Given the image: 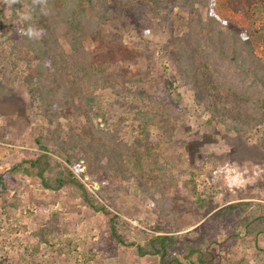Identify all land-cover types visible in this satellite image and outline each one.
<instances>
[{"label":"rangeland","instance_id":"rangeland-1","mask_svg":"<svg viewBox=\"0 0 264 264\" xmlns=\"http://www.w3.org/2000/svg\"><path fill=\"white\" fill-rule=\"evenodd\" d=\"M123 1L128 0H109L111 18L92 36L77 29L72 33L74 46L59 39L75 65L85 69L86 79L93 82L100 70L105 80L124 89L119 94L110 87L93 89L96 104L90 125L75 114L46 117L41 101L31 100L24 82L33 73L26 70L29 55L9 37L4 7L10 3L0 0V174L6 175V187L0 191V264H160L158 257L138 253V246L155 235L176 237L174 255L180 257L188 245L204 247L210 241L218 254L211 264H264V235L245 229L255 211L264 214L259 208L264 206L259 135L234 131L228 118L212 112L204 88L196 92L191 84L181 83L170 67L169 78L177 81L184 97L174 103L160 65L161 46L171 48L173 38L189 42L180 51L190 59L191 53L203 55L202 63L212 57L203 42L212 32L210 26L191 28L187 11L173 8L172 0H161L158 15L147 0L126 7ZM198 9L205 22L214 17L222 24H214L216 29L225 25L250 41L264 61V0H209L207 9ZM194 39L200 43L198 53L191 49ZM218 68L221 76L232 74L224 66ZM55 127L64 136L71 129L73 134L117 129L134 147L133 157L125 159L133 168L136 156L145 161L143 152L150 150L143 177L134 169V178L118 181L92 163L86 167L82 160L78 171L51 153L118 216L117 231L124 243L114 239L102 212L84 204L82 191L72 186L47 190L22 173L7 175L46 153L43 146L54 145L50 133ZM70 141L75 145L76 139ZM53 172L66 176L63 167ZM107 185L109 192L120 187L109 202L97 193ZM229 206L233 209L227 210Z\"/></svg>","mask_w":264,"mask_h":264},{"label":"trees","instance_id":"trees-1","mask_svg":"<svg viewBox=\"0 0 264 264\" xmlns=\"http://www.w3.org/2000/svg\"><path fill=\"white\" fill-rule=\"evenodd\" d=\"M7 1L10 4L4 7V12L8 18L6 24L10 32L9 37L16 41L21 49L26 50L29 55L26 70H33V73H28L24 79L29 87L31 100L41 101L46 117L56 120L59 114L63 119H67L68 115L75 114L78 120L84 118L91 125V115L96 104L93 89L110 87L118 94L124 89H119L115 86L116 83L105 80L100 70L94 73L93 82L86 79L83 73L85 69L75 65L72 53L64 50L59 39H64L69 46H74L75 39L72 33L77 29H80L81 35L85 37L92 36L99 24L107 23L106 19L111 18L109 0ZM135 1L138 0H128L127 3L123 1L122 6H133ZM208 1L172 0V7L187 11L191 17L188 21L191 28L197 25L202 28L205 25L210 26L212 32L203 42L212 57H205L204 63L201 62L203 55L195 57L191 53L190 57L193 59L188 58L180 50L185 49L189 42L180 38L171 39V48L163 43L159 58L162 73L167 78L166 88L174 103L179 104L184 101L179 91V84L169 78L171 69L179 75L178 80L181 83L191 84L196 92L203 87L205 99L211 103L212 112L219 118H228L230 126L238 133L258 134L264 150V97L259 98L257 95L259 92L264 94V61L255 53L250 41L242 40L238 33L230 31L225 25L220 29L222 24L214 17H209L207 22L203 20L198 7L207 9ZM147 2H151L153 10H156L158 15L162 1L147 0ZM217 22L221 25L216 29L213 25ZM29 30L39 35L30 38L27 35ZM199 45L200 43L195 39L191 41V49L195 53H198ZM203 65L205 69H202ZM217 66H224L226 71L232 74L221 76ZM191 74H194V78ZM139 96L142 97L141 94ZM71 130L64 136L61 135L62 131L55 127L50 133L54 137V145L45 143L42 146L46 153L28 160L26 165L18 169L12 168L7 175L14 172L22 173L27 178L38 181L41 187L47 190L72 186L82 191L84 204L95 212H102L108 220L114 239L124 243V239L117 231L118 216L106 205L101 204L68 166L64 167L62 163L51 157V153L58 154L78 171L83 166L82 160L86 167L92 163L95 168L106 170L110 180L118 181V179L134 178V169L136 173H140L139 178L143 177L142 167L144 162L150 160L151 152L149 149L143 152L142 156L147 157L145 161L136 156L133 168L125 162V159L130 160L133 157L134 147L124 142L118 135L117 129L111 132L90 128L81 134H73ZM73 139H76L75 145H71L70 140ZM76 153H80L82 157L76 156ZM58 167H63L66 176L54 174L53 171ZM5 180L6 175L0 174V191L6 187ZM108 187L109 185L103 186L97 192L99 198L107 202L116 198L115 191L120 188L117 187L112 189L113 192H109ZM259 208L263 210L264 206L260 205ZM232 209L233 206L227 208V210ZM259 212V210L255 211L251 220L245 222V229L249 233L264 235V214ZM211 245L210 241H207L204 247L188 245L186 253L180 257L174 255L177 247L176 237L155 235L148 239L145 245L138 246V253L141 256H156L160 264H211L218 258Z\"/></svg>","mask_w":264,"mask_h":264},{"label":"clouds","instance_id":"clouds-1","mask_svg":"<svg viewBox=\"0 0 264 264\" xmlns=\"http://www.w3.org/2000/svg\"><path fill=\"white\" fill-rule=\"evenodd\" d=\"M27 35L31 38L33 37L34 35H39L38 33H34L33 31L29 30Z\"/></svg>","mask_w":264,"mask_h":264}]
</instances>
